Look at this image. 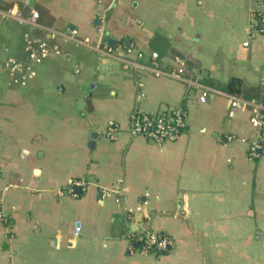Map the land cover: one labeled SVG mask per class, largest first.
Segmentation results:
<instances>
[{"label":"crops","instance_id":"1","mask_svg":"<svg viewBox=\"0 0 264 264\" xmlns=\"http://www.w3.org/2000/svg\"><path fill=\"white\" fill-rule=\"evenodd\" d=\"M8 7L142 57L125 67L62 36L63 54L22 84L4 63L28 61V27L0 21V264H264V125L251 120L264 105V0H0ZM154 51L183 77L155 76ZM233 98L246 105L230 116ZM173 109L186 115L178 139L129 133L131 113ZM110 122L122 129L113 140ZM148 231L169 250L141 254Z\"/></svg>","mask_w":264,"mask_h":264},{"label":"built area","instance_id":"2","mask_svg":"<svg viewBox=\"0 0 264 264\" xmlns=\"http://www.w3.org/2000/svg\"><path fill=\"white\" fill-rule=\"evenodd\" d=\"M40 14L36 10H32L29 15L23 13L22 10L16 7H8L0 9V21L10 20L15 21L21 25H26L28 30L24 34V52L28 61H23L17 58H8L5 61V67L9 75L16 82L25 84L33 79L37 72L34 63L63 54L62 47L57 39L65 37L67 40L89 47L90 49L98 52L101 55H109L121 59L125 67L141 68L138 59L142 54L138 52L136 59H131L130 55L135 51L132 47L125 48L124 50H117L110 45L108 41L92 42L89 37H81L76 29H71L67 34H61L57 29L44 26L39 21ZM260 22L264 23V15H258ZM36 30L43 31L47 37L35 36ZM249 42H244V46H248ZM150 70L155 76L169 75L175 78H182L184 69L164 71L160 66V55L154 51L150 56ZM262 86L264 88V77L262 78ZM211 89L202 87L199 95V100L205 102L210 94ZM264 92V90H263ZM246 102L240 98H233L230 103L229 115L233 116L237 108L245 106ZM264 105L262 103L255 104V111L252 116V123L255 126L261 127L264 125ZM186 115L181 109H173L168 113L149 114L144 112L135 111L130 115L129 133L131 135H145L152 138L156 143L162 144L166 140H176L180 137L182 131L186 127ZM121 127L115 122H110L106 128V136L109 139H116L121 132ZM252 154H255L256 147L252 146ZM2 170L0 169V177ZM74 186L84 187L85 181H76L72 184ZM71 193L75 194L74 188H71ZM60 195H64L63 190L59 191ZM8 221L7 215L3 210H0V222L6 224ZM80 231L79 226L75 229L77 235ZM140 253L143 255L160 254L166 252L173 244V240L159 232L148 231L140 237Z\"/></svg>","mask_w":264,"mask_h":264},{"label":"water","instance_id":"3","mask_svg":"<svg viewBox=\"0 0 264 264\" xmlns=\"http://www.w3.org/2000/svg\"><path fill=\"white\" fill-rule=\"evenodd\" d=\"M112 41H113V43H115V41H114V40H112ZM95 135H96V134L92 135V139H95ZM90 146H91V147H93V146H94V140H92V142L90 143ZM135 246H138V243H137V244H135Z\"/></svg>","mask_w":264,"mask_h":264},{"label":"trees","instance_id":"4","mask_svg":"<svg viewBox=\"0 0 264 264\" xmlns=\"http://www.w3.org/2000/svg\"><path fill=\"white\" fill-rule=\"evenodd\" d=\"M162 253H164V252H162Z\"/></svg>","mask_w":264,"mask_h":264}]
</instances>
